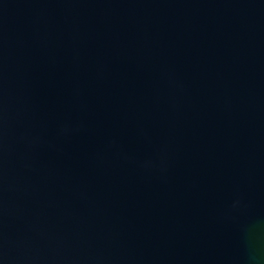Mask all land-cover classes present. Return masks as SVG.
Listing matches in <instances>:
<instances>
[{"label": "water", "instance_id": "1", "mask_svg": "<svg viewBox=\"0 0 264 264\" xmlns=\"http://www.w3.org/2000/svg\"><path fill=\"white\" fill-rule=\"evenodd\" d=\"M0 264H264V0H0Z\"/></svg>", "mask_w": 264, "mask_h": 264}]
</instances>
